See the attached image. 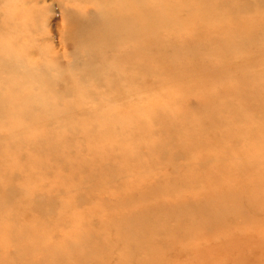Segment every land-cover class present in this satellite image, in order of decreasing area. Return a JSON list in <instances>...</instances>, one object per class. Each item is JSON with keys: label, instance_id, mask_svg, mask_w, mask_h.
<instances>
[{"label": "rangeland", "instance_id": "obj_1", "mask_svg": "<svg viewBox=\"0 0 264 264\" xmlns=\"http://www.w3.org/2000/svg\"><path fill=\"white\" fill-rule=\"evenodd\" d=\"M0 20V264H264V187L247 188L264 178V0H0ZM125 24L130 58L105 38ZM214 169L243 185L235 231L210 234L197 205L220 203Z\"/></svg>", "mask_w": 264, "mask_h": 264}, {"label": "bare ground", "instance_id": "obj_2", "mask_svg": "<svg viewBox=\"0 0 264 264\" xmlns=\"http://www.w3.org/2000/svg\"><path fill=\"white\" fill-rule=\"evenodd\" d=\"M31 1H32V0H31ZM118 1H119V0H118ZM123 1H125V0H123ZM126 1H127V0H126ZM11 2H12V1H11ZM21 2H22V1H21ZM28 2H29V1H28ZM19 3H20V2H19ZM24 3H25V0H24ZM127 3H128V2H127ZM127 3H126V4H127ZM36 4H37V3H36ZM45 4H46V2H45ZM129 4H130V3H129ZM24 5H25V4H24ZM8 6H9V5H8ZM8 6H6V7H8ZM127 6H128V5H127ZM34 7H35V6H34ZM122 7H123V6H122ZM128 7H129V6H128ZM130 7H131V6H130ZM16 8H17V7H16ZM23 8H24V7H23ZM18 9H19V8H18ZM49 9H50V8H49ZM126 9H128V8H126ZM34 10H35V9H34ZM50 10H51V9H50ZM257 10H258V9H257ZM26 12H27V11H26ZM129 12H130V10H129ZM32 13H33V12H32ZM46 13H48V12H46ZM25 14H26V13H25ZM126 14H127V13H126ZM116 15H117V14H116ZM36 16H38V14H37ZM42 16H43V15H42ZM117 16H118V15H117ZM24 17H25V16H24ZM16 18H17V17H16ZM18 18H19V17H18ZM48 18H49V17H48ZM126 18H127V17H126ZM22 19H23V18H22ZM35 20H36V19H35ZM48 20H49V19H48ZM126 20H127V19H126ZM0 21H2V20H0ZM3 21H4V19H3ZM9 21H10V20H8V23H9ZM14 21H15V20H14ZM17 21H18V20H17ZM44 21H45V19H44ZM10 22H12V21H10ZM47 22H48V21H47ZM240 22H241V21H240ZM0 23H1V22H0ZM5 23H6V25H7V22L4 21V22H3L4 27H5ZM12 23H13V22H12ZM15 23H16V22H15ZM15 23H14V24H15ZM35 23H36V22H35ZM1 24H2V23H1ZM25 24H26V23H25ZM43 24H45V23H43ZM48 24H49V23H48ZM48 24H47V26H48ZM8 25H9V24H8ZM15 25H16V24H15ZM20 26H21V25H20ZM34 26H35V25H34ZM138 26H139V25H138ZM9 27H10V28H9ZM9 27H8V28H9V30H10V29H11V26H9ZM16 27H17V26H16ZM50 27H51V26H50ZM116 27H117V26H116ZM1 28H2V26H1ZM12 28H13V26H12ZM22 28H23V27H22ZM2 29H5V30H6V28H2ZM15 29H18V27L15 28ZM27 29H28V28H27ZM36 29H37V28H36ZM36 29H35V30H36ZM38 29H39V28H38ZM58 29H59V28H58ZM137 30H139V29H137ZM2 31H4V30H2ZM16 31H17V30H16ZM18 31H20V29H18ZM36 31H37V30H36ZM140 31H141V30H140ZM0 32H1V29H0ZM6 32L8 33V32H10V31L7 30ZM6 32H5V33H6ZM14 32H15V31H14ZM138 32H139V31H138ZM3 33H4V32H3ZM3 33H2V35H3ZM51 34H52V33H51ZM131 34H132V32H131L130 28L128 27V24H125V25L120 26V27H118V28L108 29V31H107V35L105 36V38H106L107 40H109L111 44H107V45H119V42L121 41V43H122V47H123V50L125 51L124 53H125V55L128 57V56H129L128 54H130V53L128 52V44H127V43H129V41H130V39H131V37H132ZM10 35H12V34L10 33ZM10 35H9V37H10ZM17 35H18V34H17ZM21 35H22V34H21ZM21 35H20V36H21ZM36 35H37V34H36ZM100 35H101V34H99V36H100ZM7 36H8V34H7ZM15 36H16V35H15ZM65 36H66V35H65ZM133 36H134V34H133ZM51 37L53 38V36H51ZM54 37H56V36L54 35ZM60 37H61V36H60ZM139 37H140V35H139ZM0 38H1V35H0ZM3 38H4V37H3ZM10 38H11V37H10ZM10 38H9V39H10ZM63 38H64V37H63ZM6 39H7V38H6ZM18 39H19V38H18ZM82 39H83V38H82ZM134 39H135V38H134ZM134 39H132V40H134ZM142 39H144V38H142ZM86 40H87V39H86ZM135 40H136V39H135ZM12 41H13V40H12ZM12 41H11L10 44H12ZM43 41H44V40H43ZM6 42H9V40H7ZM14 42H15V40H14ZM47 42H48V41H47ZM37 43H38V41H37ZM3 44H4V43H3ZM51 44H52V43H51ZM5 45H6V43H5ZM8 45H9V44H8ZM87 45H88V44H87ZM6 46H7V45H6ZM14 46H15V45H14ZM54 46H55V45H54ZM0 47H1V46H0ZM15 47H16V46H15ZM21 47H22V46H21ZM91 47H92V46H91ZM115 47H116V46H115ZM54 49H55V48H54ZM113 49H115V48H113ZM6 50H7V49H6ZM10 50H11V45H10ZM104 50H105V49H104ZM0 51H1V50H0ZM58 51H59V50H58ZM115 51H116V50H115ZM7 52H8V50H7ZM103 52H104V51H103ZM9 53H10V54H6V53H5V54L9 56V55H11V51H9ZM27 53H28V51H27ZM27 53H26V54H27ZM94 53H95V52H94ZM122 53H123V51H122ZM3 54H4V51H3ZM75 54H76V53H75ZM95 54H96V53H95ZM97 54H98V53H97ZM97 54H96V55H97ZM113 54H114V53H113ZM29 55H30V53H29ZM96 55H95V56H96ZM109 55H110V54H109ZM114 55H115V54H114ZM12 56H13V55H12ZM12 56H10V57H12ZM92 56H93V55H92ZM102 56H103V55H102ZM102 56H101V57H102ZM13 57H14V56H13ZM1 58H2V57H1ZM7 58H8V57H7ZM125 58H126V57H125ZM128 58H130V57H128ZM2 59H3V58H2ZM101 59H103V58H101ZM18 60H19V59H18ZM117 60H118V59H117ZM123 60H124V59H123ZM1 61H2V60H1ZM14 61H15V60H14ZM5 63H6V61H5ZM12 63H13V60H12ZM15 63H17V62H15ZM52 63H53V62H52ZM106 63H107V62H106ZM108 63H109V62H108ZM8 64H9V63H8ZM8 64H7L6 66H8ZM10 64H11V63H10ZM3 65H4V64H3ZM3 65H2V66H3ZM13 65H14V64H13ZM2 66H1V67H2ZM4 66H5V65H4ZM10 66H12V65H10ZM17 66H18V65H17ZM19 66H20V65H19ZM12 67H13V66H12ZM15 67H16V64H15ZM20 67H21V66H20ZM7 68H8V67H7ZM126 68H127V67H126ZM1 69H2V68H1ZM109 69H110V68H109ZM113 70H114V69H113ZM113 70L111 71L112 73H113ZM1 71H2V70H1ZM1 71H0V72H1ZM5 71H6V70H5ZM7 71H8V70H7ZM9 71H10V69H9ZM11 71H12V70H11ZM11 71H10V73H11ZM94 71H95V70H94ZM3 72H4V71H3ZM90 72H91V70H90ZM92 72H93V71H92ZM6 73H7V72H6ZM4 74H5V73H4ZM87 74H88V73H87ZM115 74H116V73H115ZM122 74H123V73H122ZM89 75H90V74H89ZM99 75H100V74H99ZM103 75H105V74H103ZM124 75H125V74H123V76H124ZM16 76H17V75H16ZM106 76H108V75H106ZM111 76H112V75H111ZM117 76H118V75H117ZM119 76H120V75H119ZM120 77H121V76H120ZM120 77H119V78H120ZM92 78H94V79L96 78V79H97V77H92V76H91V79H92ZM119 78H118V79H119ZM122 78H124V77H122ZM122 78H121V79H122ZM125 78H126V77H125ZM6 79H7V77H6ZM8 79H10V78H8ZM88 79H89V78H88ZM88 79H86V83H88V82H87ZM94 79H93V80H94ZM99 80H100V78H99ZM99 80H98V81H99ZM106 80H107V79H106ZM106 80H105V81H106ZM80 81H81V80H80ZM88 81H89V80H88ZM103 81H104V80H103ZM119 81H122V80H119ZM82 82H83V81H82ZM99 82H100V81H99ZM103 83H105V82H103ZM124 83H125V80H124ZM84 85H85V84H83V86H84ZM105 85H106V84H105ZM85 86H87V85H85ZM121 86H122V85H121ZM128 86H130V85H128ZM128 86H127V88H128ZM259 86H260V85H259ZM108 87H109V86H108ZM122 87H123V86H122ZM16 88H17V87H16ZM109 88H110V87H109ZM109 88H107V89H109ZM21 89H23V88H21ZM98 89H99V88H98ZM103 89H104V87H103ZM103 89H102V90H103ZM110 89H112V88H110ZM19 90H20V87H19ZM19 90H16V91L19 92ZM123 90H124V89H123ZM127 90H128V89H127ZM127 90H126V91H127ZM5 91H6V90H5ZM7 91H9V90H7ZM13 91H14V90H13ZM112 91H114V90L112 89ZM115 91H116V90H115ZM115 91H114V92H115ZM121 91H122V90H121ZM11 92H12V91H11ZM114 92H112V93H114ZM7 93H8V92H7ZM9 93H10V91H9ZM27 93H29V92H27ZM30 93H31V91H30ZM112 93H111V94H112ZM115 93H116V92H115ZM115 93H114V94H115ZM117 93H118V92H117ZM252 93H253V92H252ZM12 94H13V92H12ZM37 94H38V93H37ZM114 94H113V95H114ZM14 95H15V94H14ZM23 95H24V94H23ZM29 95H30V94H29ZM97 95H98V94H97ZM104 95H105V94H104ZM21 96H22V95H21ZM24 96H25V95H24ZM34 100H35V99H34ZM37 100H38V99H37ZM35 101H36V100H35ZM46 104H47V103H46ZM118 104H121V103H118ZM32 118H33V117H32ZM106 118H107V117H106ZM106 118H105V119H106ZM213 118H214V117H213ZM107 119H108V118H107ZM107 119H106V120H107ZM109 119H110V118H109ZM113 120H114V119H113ZM214 120H215V119H214ZM107 121H108V120H107ZM111 121H112V120H111ZM118 121H119V120H118ZM220 121H221V120H220ZM114 122L116 123L115 120H114ZM107 123L109 124L110 122H107ZM237 123H238V122H237ZM237 123H236V124H237ZM245 123H246V122H245ZM248 123H249V122H248ZM248 123H246V124H248ZM119 124H120V123H119ZM206 124H207V123H206ZM227 124L229 125V123H227ZM233 124H234V123H233ZM101 125H102V124H101ZM104 125H105V124H104ZM104 125H103V126H104ZM204 125H205V123H204ZM205 126H207V125H205ZM222 126H223V123H222ZM229 126H230V125H229ZM101 127H102V126H101ZM230 127H231V126H230ZM94 128H95V127H94ZM114 128H115V127H114ZM199 128H200V127H199ZM228 128H229V127H228ZM228 128H227L226 130H228L227 132L229 133V129H228ZM145 129H146V128H145ZM204 129H205V128H204ZM204 129H203V130H204ZM206 129H207V128H206ZM259 129H260V130H259V132H260L261 129H263V128H259ZM129 130H130V129H128V131H129ZM199 130H201V129H199ZM254 130H255V129H254ZM88 131H89V129H88ZM128 131H127V133H128ZM252 131H253V130H252ZM255 131H256V130H255ZM257 131H258V129H257ZM262 131L264 132V129H263ZM262 131H261V132H262ZM108 132H109V134H107V135H110V132H111V131L109 130ZM130 132H132V131H130ZM144 132H145V131H144ZM218 132H219V131H218ZM222 132H223V130H222ZM227 132H226V133H227ZM127 133H126V134H127ZM210 133H211V132H210ZM213 133H214V132L212 131V134H213ZM228 133H227V134H228ZM111 134H112V132H111ZM121 134H122V133H120L119 136H120ZM123 134H124V133H123ZM123 134H122V135H123ZM126 134H124V135H126ZM132 134H133V133H132ZM143 134H144V133H142L141 135H142V136H145V134H144V135H143ZM148 134H149V133H148ZM214 134H216V131H215ZM252 134H253V133H252ZM255 134H257V133H254V135H255ZM263 134H264V133H263ZM263 134H260V136H261V135L264 136ZM91 135H92V134H91ZM102 135H103V134H102ZM124 135L122 136L123 138L125 137ZM146 135H147V134H146ZM151 135H152V134H151ZM210 135H211V134H210ZM223 135H224V134H223ZM248 135H249V134H248ZM254 135H251V136H248V137H247V136L244 137V135H243V137H244V138H250V137H253ZM119 136H118V138H116V139H119ZM127 136H128V135H127ZM127 136H126V137H127ZM138 136H139V135H138ZM208 136H209V135H208ZM218 136L220 137L221 135L219 134ZM255 136H256V135H255ZM258 136H259V135H257V137H258ZM116 137H117V136H116ZM128 137H131V136H128ZM209 137H210V136H209ZM211 137H212V136H211ZM216 137H217V134H216L215 138H216ZM223 137H224V136H223ZM223 137H222L221 139H223ZM225 137H226V136H225ZM206 138H207V137H206ZM226 138H227V137H226ZM233 138H234V137H233ZM258 138H259V137H258ZM211 139H212V138H211ZM250 139H251V138H250ZM260 139H261V138H260ZM209 140H210V138H208V141H209ZM223 140H224V139H223ZM232 140H233V139H232ZM238 140H239V139H238ZM160 141H161V140H160ZM203 141H204V139H203ZM224 141H225V140H224ZM210 142H211V141H209L208 143H210ZM220 142H221V141H220ZM227 142H228V141H227ZM208 143H207V145H208ZM224 143H225V142H224ZM104 144H105V143H104ZM210 144H212V143H210ZM221 145H222V144H221ZM155 146H156V145H155ZM184 146H185V145H184ZM110 147H111V145H110ZM186 147H187V146H185V148H186ZM153 148H154V147H153ZM159 148H160V147H159ZM182 148H183V147H182ZM183 150H186V151H187V148H186V149H183ZM189 150H190V149H189ZM189 150H188V151H189ZM189 152H190V151H189ZM178 154H179V153H178ZM118 160H119V159H118ZM210 160H211V159H210ZM112 167H113V166H112ZM258 167L264 169V163H261V165L258 166ZM114 169H115V168H113V170H114ZM116 170H117V168H116ZM217 171H218V170H217ZM116 172H118V171H116ZM218 172H219V171H218ZM214 173H215V175L211 178L210 181H211V182H215L214 184H217V185L219 184V185L217 186V189H216L214 192L211 193V197H212V198L215 197V196L218 197V198L220 199V203H214L211 199H209V200H205L204 202H200V203L197 204V205L201 206V207H200V210H201L200 213H201L203 216H206V217H207V215H208V216H210V217L214 220V221H210V219H209V220H206V219H205V222H206L205 224H206L207 229L210 231V234H211V230H212V231H215V230H220V231H222V230H226V231H227V229H229V232H231V231H235L234 229L231 228V226H232V220H235V219H242V218H243V214H241L242 212H241V213H238V212H237V216H236V215H232V214H234V213H230V212L227 210V209H228V207H227V203H228V201H227V200L234 199V200H233V203H235V202H236V199H235L234 197L237 196V195H239V194H235V193H233V192H230V188L243 187V185H242V186H238V185H240V183H239V182H236V181H233V182H231V183H230V182H229V183H226V181L222 182V181H221V180H222V176H223V175L221 174L222 172H220V174L217 175L216 170L214 169ZM223 173H224V172H223ZM226 173H227V172H226ZM240 173H243V172H240ZM210 174H211V173H210ZM224 174H225V173H224ZM179 175H180V174H179ZM179 175H178V176H179ZM212 175H213V174H212ZM228 175H229V174H226V176H228ZM113 176H114V175H113ZM113 176H112V177H113ZM118 176H119V175H118ZM178 176H177V177H178ZM181 176L183 177V175H181ZM185 176H186V175H185ZM209 176H210V175H209ZM177 177H176V178H177ZM114 178H118V177H114ZM114 178H113V179H114ZM176 178H175V181H172V182L175 183L176 180H177ZM118 179H119V178H118ZM118 179H117V181H118ZM172 179L174 180V178H172ZM178 179H179V178H178ZM185 179H187V178L185 177ZM256 179H257V180H256ZM105 180H106V179H105ZM114 181H115V180H114ZM167 181H168V180H167ZM181 181H182V180H181ZM183 181H184V179H183ZM115 182H116V181H115ZM164 182H166V181H164ZM164 182H163V183H164ZM169 182H170V181H169ZM103 183H105V182H103ZM138 183H140V182H138ZM181 183H182V182H181ZM129 184H130V183H129ZM142 184H143V182H142ZM156 184H157V183H156ZM156 184H154V185L156 186ZM160 184H161V183H160ZM165 184H166V183H164V185H165ZM167 184H168V183H167ZM184 184H186V183L184 182ZM125 185H126V184H125ZM134 185H135V184H134ZM140 185H141V183H140ZM149 185H150V184H149ZM157 185H159V184H157ZM169 185H170V187L168 186V188L173 187V184H169ZM171 185H172V186H171ZM175 185H177V184H175ZM258 185H260V188L262 187V188H261V190H262L263 187H264V178L262 179V178H261V175H258V176H257V175H253V182L250 183V184L248 185L247 188L252 189V190H255V187L258 186ZM143 186H144V184H143ZM146 186H147V184H146ZM152 186H153V185H152ZM185 186H186V185H185ZM185 186H183V187H185ZM129 187H130V186H129ZM129 187H128V189H129ZM136 187H137V186H136ZM139 187H140V186H139ZM163 187H165V186H163V184H162V188H163ZM178 187H179V186H178ZM140 188H141V187H140ZM146 188H147V187H145V189H146ZM153 188H155V187L153 186ZM165 188H166V187H165ZM131 189H132V188H131ZM172 189H174V188H172ZM172 189H171V190H172ZM176 189H177V188H176ZM179 189H181V187H180ZM135 190H136V189H135ZM137 190H138V189H137ZM137 190H136V192H137ZM141 190L144 191V189H141ZM150 190H153V189L150 188V189H148L147 191L150 192ZM159 190L162 191L161 189H159ZM159 190H158V192H159ZM163 190H164V189H163ZM174 190H175V189H174ZM174 190H172V192H173ZM237 190H238L239 192H245L243 189H237ZM165 191H166V195H167V194H168V193H167V189H166ZM176 191H177V190H176ZM127 192H128V190H127ZM144 192H145V191H144ZM151 192H153V191H151ZM151 192L149 193V195H151ZM158 192H156V193H158ZM170 192H171V191H170ZM172 192H171V193H172ZM225 192H226V193H225ZM125 193H126V192H125ZM133 193H135L134 190H133ZM138 193H140V192H138ZM145 193H148V192H145ZM174 193H175V192H174ZM11 194H12V193H11ZM130 194H131V193H130ZM152 194H154V193H152ZM161 194H162V193H160L159 195H161ZM125 195H126V194H125ZM128 195H129V193H128ZM128 195H127V196H128ZM134 195H135V194H132V198H133L134 200H135V199H140V198H138V197H137V198H136V197L134 198ZM138 195H139V194H138ZM142 195H143V192H142ZM203 195H204V196H210L208 192H207V193H204ZM122 196H123V194L121 195V197H119L121 200H117V201H122ZM127 196H126V197H127ZM140 196H141V195H140ZM143 196H144V195H143ZM152 196H153V195H152ZM154 196H156V194H154ZM164 196H165V195H164ZM164 196H163V197H164ZM257 196H259V194H258ZM123 197H125V196H123ZM129 197H130V195H129ZM129 197H128V198H129ZM146 197H147V195H146ZM158 197H159V196L157 195L156 198H158ZM160 197H161V196H160ZM166 197H167V199H168V196H166ZM8 198H9V196H8ZM119 198H118V199H119ZM240 198H241V197H240ZM126 199H127V198H126ZM143 199L145 200L146 198L144 197ZM164 199L166 200L165 197H164ZM123 200H124V199H123ZM130 200H131V199H130ZM130 200H128V201H130ZM134 200H132V201H134ZM140 200H142V197H141ZM155 200H156V199H155ZM158 200L161 202V200H160L159 198H158ZM165 200H164V201H165ZM241 200H242L243 202L246 201V199H244V198H241ZM117 201H116V202H117ZM132 201H130V206H131V204L133 203ZM156 201H157V200H156ZM164 201H163V202H164ZM131 202H132V203H131ZM144 202H146V201H144ZM165 202H166V201H165ZM165 202H164V203H165ZM117 203H118V202H117ZM120 203H121V202H120ZM120 203H119V204H120ZM127 203H128V202H126V204H127ZM142 203H143V201H142ZM146 203H147V202H146ZM148 203H149V202H148ZM156 203H157V202H156ZM169 203H170V202H169ZM121 204H122V203H121ZM133 204H134V203H133ZM170 204H171V203H170ZM181 204H182V203H181ZM123 205H124V204H122V206H123ZM150 205H151V204H150ZM160 205H161V204H160ZM174 205H175V204H174ZM176 205H177V204H176ZM182 205H183V204H182ZM182 205H181V206H182ZM125 206H126V205H125ZM125 206H123V207H125ZM142 206H143V205H142ZM162 206H163V205H162ZM166 206H167V204L165 203V206H164L163 208H166ZM168 206L170 207L169 204H168ZM168 206H167V207H168ZM171 206H172V205H171ZM185 206H187V205H185ZM185 206H184L183 208H184V209H187L188 207L185 208ZM188 206H189V205H188ZM158 207H159V206H158ZM169 207H168V208H169ZM179 207H180V206H179ZM195 207H196V206H195ZM130 208H132V207H130ZM143 208H148V207H147V206H144V207H142V208L139 207L138 209H139V210H140V209L144 210ZM163 208H162V209H163ZM168 208H167V209H168ZM175 208H176V207H175ZM125 209H126V208H125ZM138 209H137V210H138ZM156 209H157V207H156ZM178 209H179V208H178ZM181 209H182V208H181ZM149 210H150V209H149ZM154 210H155V208H154ZM160 210H161V209H160ZM169 210H170V209H168L167 211L169 212ZM129 211H130V209H129ZM162 211H164V210H162ZM167 211H166V212H167ZM171 211H172V210H171ZM256 211H257V210H256ZM146 212H148V211H146ZM146 212H145V213H146ZM150 212H151V211H150ZM154 212H156V211H154ZM164 212H165V211H164ZM172 212L174 213V211H172ZM176 212L178 213L179 211H176ZM176 212H175V213H176ZM103 213H105V212H103ZM103 213H101V214H103ZM129 213H130V212H129ZM134 213H135V212H134ZM136 213H137V212H136ZM156 213H157V212H156ZM175 213H174V214H175ZM252 213H253V212H252ZM143 214H144V213H143ZM165 214H167V213H165ZM240 214H241V215H240ZM103 215H104V214H103ZM133 215H134V214H133ZM138 215H139V211H138ZM138 215L136 214V216H138ZM141 215H142V212H141V214L139 215V217H140ZM146 215H147V214H146ZM155 215H156V214H155ZM159 215H160V214H159ZM101 216H102V215H101ZM162 216L165 217V215H162ZM174 216H176V214H175ZM200 216H201V215H200ZM132 217H133V218H136L135 216H132ZM152 217H153V216H152ZM166 217H167V216H166ZM178 217H180V218L182 217V219L185 218V217L181 216L180 213H179ZM198 217H199V216H198ZM13 218H14V217H13ZM129 218H131V216H129ZM143 218H144V217H143ZM175 218H176V217H175ZM180 218H178V219H180ZM201 218H203V217H201ZM137 219H138V218H137ZM156 219H157V218H156ZM173 219H174V218H173ZM173 219H172V220H173ZM191 219H192V218H191ZM130 220H131V219H129L128 221H130ZM135 220H136V219H135ZM145 220H146V219H145ZM149 220H151V219H149ZM202 220H203V219H202ZM109 221L111 222V220H109ZM132 221H133V220H132ZM139 221H140V219H139ZM139 221H138V223H139ZM152 221H153V219H152ZM154 221H155V220H154ZM154 221H153L152 223H154ZM158 221H159V219H158ZM164 221H165V220H164ZM164 221H161V223L164 222ZM166 221H167V220H166ZM174 221H176V219H175ZM190 221H193V220H190ZM194 221H195V219H194ZM102 222H103V221H102ZM143 222H144V221H143ZM155 222H157V221H155ZM167 222H169V221H167ZM179 222H180V221H179ZM181 222H182V221H181ZM181 222H180V223H181ZM186 222H188V221H186ZM195 222H196V221H195ZM126 223H128V222H126ZM130 223H131V221H130ZM145 223H146V222H145ZM150 223H151V222H150ZM152 223H151V224H152ZM180 223H179V224H180ZM192 223H193V222H192ZM197 223H198V222H197ZM141 224H142V223H139L140 226H142ZM143 224H144V223H143ZM195 224H196V223H195ZM111 225H112V224H111ZM134 225H135V224H134ZM145 225H146V224H144V227H145ZM157 225H158V224H157ZM163 225L166 227V225H165L164 223H163ZM177 225H178V224H177ZM117 226H118V225H117ZM140 226H139V229H140V230H141V228L143 229V226H142L141 228H140ZM150 226H152V225H149V227H150ZM153 226H154V225H153ZM164 226H163V227H164ZM179 226H181V225H179ZM146 227H148V225H146ZM157 227H158V226H157ZM168 227H169V225H168ZM173 227H176L175 230L178 228L177 226H173ZM200 227H201V226H200ZM203 227H204V226H203ZM206 227H205V228H206ZM250 227H251L253 230H255V229L259 228L260 226H259L258 224H254V223H253V224L250 225ZM22 228L24 229L23 226H22ZM135 228H136V227H135ZM205 228H203V229H205ZM19 229H20V231H21V226H20ZM137 229H138V228H136V230H137ZM139 229H138V230H139ZM150 229L152 230L151 227H150ZM154 229H156V227H153V232H155ZM159 229H160V228H159ZM159 229H158V230H159ZM170 229H171V228H170ZM48 230H49V229H48ZM144 230H145V229H144ZM156 230H157V229H156ZM163 230L165 231L166 229L163 228ZM163 230H162V227H161V231H163ZM167 230H168V231H167L168 234H170V233H169V232H170L169 229H167ZM208 230H207V232H209ZM28 231H29V230H28ZM147 231H148V230H147ZM149 231H150V230H149ZM164 231H163V232H164ZM202 231H203V230H202ZM256 231H257V232H256ZM256 231H255V234H256V235H258V234L260 235L261 232L264 231V229H258V230H256ZM25 232H27L26 229H25ZM29 232H30V231H29ZM29 232H28V233H29ZM32 232H33V231H32ZM49 232H50V230L48 231V234H50ZM51 232H52V231H51ZM93 232H94V231H93ZM111 232H112V231H111ZM138 232H139V231H138ZM141 232H142V231H141ZM153 232H152V234H153ZM173 232H175V231H173ZM198 232H199V231H198ZM207 232H206V233H207ZM28 233H27V234H28ZM33 233H34V232H33ZM36 233H37V232H36ZM145 233H146V230H145ZM145 233H144V235H145ZM165 233H166V232H165ZM165 233H164V234H161V235L164 236ZM37 234H38V233H37ZM136 234H137V233H136ZM152 234H150V237H153V236H154V235L152 236ZM156 234H157V231H156ZM173 234H174V233H173ZM188 234H189V233H188ZM200 234H204V233L201 232ZM207 234H208V233H207ZM35 235H36V234H35ZM40 235L42 236V234H38V238L35 236L37 240H39V238H40L39 236H40ZM105 235H106V234H105ZM142 235H143V233H142ZM171 235H172V234H171ZM204 235H205V234H204ZM204 235H203V236H204ZM261 235L263 236V233H262ZM261 235H260V236H261ZM25 236H26V235H25ZM25 236H23V238H24ZM27 236L30 237V235H27ZM86 236H87V235H86ZM116 236H117V235H116ZM169 236H170V235H169ZM203 236H202V237H203ZM262 236H261V237H262ZM33 237H34V236H33ZM35 237H34V239H33V238H32V239H33V240H36ZM48 237L50 238L51 236H48ZM111 237H112V236H111ZM142 237L144 238V236H141V238H142ZM156 237L158 238L159 235L157 234ZM156 237H154V238H156ZM165 237L167 238V234H166ZM165 237H164V238H165ZM204 237H205V236H204ZM18 238H19V237H18ZM45 238H46V237H45ZM95 238H96V236H95ZM113 238H114V237H113ZM148 238H149V237H148ZM162 238H163V237H162ZM171 238H172V237H171ZM21 239H22V238H21ZM51 239H52V238H51ZM109 239H110V238H109ZM115 239H116V238H114V240H115ZM119 239H120V237H119ZM151 239H152V238H151ZM151 239H149V240H151ZM167 239H168V238H167ZM172 239H173V238H172ZM207 239H208V238H207ZM52 240H53V239H52ZM52 240H51V243L53 242ZM71 240H72V238H71ZM91 240H92V239H91ZM98 240H99V239H98ZM133 240H134V239H133ZM147 240H148V239H147ZM149 240H148L147 242H149ZM164 240H165V239H164ZM179 240H180V239H179ZM181 240H184V239H181ZM205 240H206V238H205ZM247 240H248V239H247ZM247 240H245L244 242H246ZM250 240H251V239H250ZM86 241H87V240H86ZM106 241H107V240H106ZM108 241H109V240H108ZM138 241H139V239H138ZM145 241H146V239H145ZM160 241H161V239H160ZM162 241H163V240H162ZM162 241H161V244H162V246H163L164 244L162 243ZM166 241H167V240H166ZM33 242H34V241H33ZM38 242H39V241H38ZM71 242H72V241H71ZM75 242H76V241H75ZM82 242H83V241H82ZM96 242H97V241H96ZM112 242H113V241H112ZM118 242H119V240H118ZM132 242H134V241H132ZM139 242H140V241H139ZM151 242H152V241H151ZM163 242H165V241H163ZM179 242H180V241H179ZM248 242H249V240L247 241V243H248ZM53 243H54V242H53ZM68 243H70V242H68ZM84 243H86V242H84ZM98 243H99V242H98ZM120 243H123V241H122V242L120 241ZM140 243H141V242H140ZM149 243H150V242H149ZM232 243H233V242H232ZM232 243H231V244H232ZM34 244H35V246H38V245H36V243H34ZM90 244H91V243H90ZM100 244H101V243H100ZM107 244H109V243L107 242ZM118 244H119V243H118ZM135 244H136V243H135ZM137 244H138V243H137ZM142 244H143V243H142ZM153 244H154V243H153ZM153 244H152V245H153ZM166 244H167V243H166ZM175 244H176V243H175ZM206 244H207V243H206ZM32 245H33V244H32ZM71 245H72V244H71ZM85 245H86V244H85ZM110 245H112V244H110ZM110 245H109V247H110ZM121 245H122V244H121ZM127 245H128V244H127ZM139 245H140V244H139ZM147 245H148V244H147ZM173 245H174V244H173ZM180 245H181V244H180ZM209 245H210V244H209ZM96 246H97V244H96ZM96 246H95V247H96ZM102 246H104V245H102ZM124 246H125V245H124ZM154 246H155V244H154ZM156 246H157V245H156ZM159 246H160V245H159ZM204 246H205V245H204ZM204 246H203V247H204ZM210 246L212 247V245H210ZM232 246H233V245H232ZM235 246H236V248H237V245H235ZM235 246H233V249H234ZM87 247H88V246H87ZM114 247H116V246H114ZM146 247H147V246H146ZM151 247H152V246H151ZM163 247H164V246H163ZM172 247H173V246H172ZM178 247H179V245H178ZM195 247H197V246H195ZM230 247H231V246H230ZM230 247H229V248H230ZM53 248H54V247H53ZM77 248H78V247H77ZM89 248H91V247L89 246ZM117 248H118V247H116V250H117ZM120 248H121V247H120ZM164 248H165V247H164ZM236 248H235V249H236ZM78 249H79V248H78ZM100 249H101V248H100ZM103 249H104V248H103ZM103 249H102V250H103ZM131 249H132V248H131ZM154 249H156V247H155ZM168 249H170V248L168 247ZM168 249H167V251H168ZM177 249H179V248H177ZM198 249H199V248H198ZM200 249H201V248H200ZM200 249L197 250V251H200ZM207 249H208V246H207ZM233 249H232V250H233ZM239 249H240V248H239ZM239 249H238V250H239ZM82 250H83V249H82ZM107 250H108V249H107ZM129 250H130V249H129ZM143 250H144V249H143ZM145 250H146V249H145ZM151 250H152V249H151ZM157 250H158V249H157ZM174 250H175V248H174ZM110 251H111V249H110ZM132 251H133V250H132ZM139 251H140V250H139ZM158 251H159V250H158ZM193 251H194V250H193ZM193 251H192V252H193ZM234 251H235V250H234ZM240 251H241V249H240ZM75 252H76V251H75ZM106 252H108V251H106ZM124 252H125V251H124ZM146 252H147V250H146ZM153 252H154V251H153ZM201 252H202V250H201ZM201 252H196V253H201ZM238 252H239V251H238ZM242 252H243V251H242ZM95 253L97 254L98 252L95 251ZM95 253H94V254H95ZM154 253H156V251H155ZM154 253H153V254H154ZM160 253H161V252H160ZM202 253H203V252H202ZM204 253H205V251H204ZM208 253L210 254V253H213V252H207V253H205V256H207L206 254H208ZM82 254H83V253H82ZM98 254H99V253H98ZM108 254H109V253H108ZM114 254H116L115 251H114ZM156 254H158V252H157ZM165 254H166V253H165ZM194 254H195V251H194ZM87 255H88V254H87ZM101 255H102V254H101ZM109 255H110V254H109ZM119 255H120V254H119ZM162 255H163V254H162ZM191 255H192V254H191ZM197 255H198V254H197ZM203 255H204V254H203ZM84 256H85V255H84ZM96 256H97V255H96ZM107 256H108V255H107ZM141 256H142V255H141ZM141 256H140V257H141ZM156 256H157V255H156ZM158 256H159V255H158ZM235 256H236V255H235ZM94 257H95V256H94ZM108 257H109V256H108ZM108 257H107V258H108ZM110 257H112V256H110ZM148 257H149V256H148ZM163 257H164V256H163ZM192 257H194V256L192 255ZM232 257H233V256H232ZM236 257H237V256H236ZM81 258H82V257H81ZM81 258H80V260H81ZM101 258H102V257H101ZM103 258H104V257H103ZM120 258H121V257H120ZM120 258H119V259H120ZM141 258H142V257H141ZM141 258H140V259H141ZM158 258H159V257H158ZM168 258H169V257H168ZM173 258H174V257H173ZM197 258H198V257H197ZM197 258L195 257L194 259H196L197 261H199L200 258H199V259H197ZM230 258H231V257H230ZM230 258H228V259H230ZM240 258H241V256H240ZM262 258H263V257H262ZM117 259H118V258H117ZM131 259H133V258H131ZM154 259H155V257H154ZM160 259H161V257H160ZM160 259H159V260H160ZM162 259H163V258H162ZM93 260H94V258H93ZM99 260H100V259H99ZM99 260H98L97 262H99ZM101 260H102V259H101ZM103 260H104V259H103ZM105 260H107V259L105 258ZM137 260H138V258H137ZM143 260H144V256H143ZM168 260H169V259H168ZM203 260H204V259H203ZM239 260H240V259H238V261H239ZM11 261H12V260H11ZM135 261H136V260H135ZM144 261H145V260H144ZM144 261L142 262V264H145ZM174 261H175V260H173L172 263H174ZM192 261H195V260L192 259ZM197 261H196V262H197ZM233 261H235V260L232 259L231 262L234 263ZM240 261H241V260H240ZM240 261L237 262V263H240ZM242 261L244 262V260H242ZM249 261H250V260H249ZM252 261H253V260H252ZM68 262H69V261H68ZM68 262L66 261V263H68ZM79 262H80V261H79ZM87 262H88V261H87ZM89 262H90V260H89ZM111 262H112V261H111ZM114 262H115V261H114ZM129 262H130V261H129ZM149 262H150V257H149ZM156 262H157V261H156ZM162 262L165 263V261H162ZM162 262H160V264H161ZM231 262H230V263H231ZM243 262H242V263H243ZM246 262H247V261H246ZM246 262H245V263H246ZM126 263H127V262H126ZM130 263H131V262H130ZM150 263H151V262H150ZM152 263H153V261H152ZM152 263H151V264H152ZM169 263H170V262H169ZM197 263H198V262H197ZM197 263H196V264H197ZM200 263H201V262H200ZM200 263H199V264H200ZM204 263H205V262H204ZM87 264H88V263H87ZM89 264H90V263H89ZM98 264H99V263H98ZM100 264H101V263H100ZM103 264H104V263H103ZM127 264H128V263H127ZM191 264H192V263H191ZM202 264H203V263H202ZM217 264H219V263H217ZM234 264H236V263H234ZM246 264H247V263H246ZM248 264H249V263H248Z\"/></svg>", "mask_w": 264, "mask_h": 264}]
</instances>
